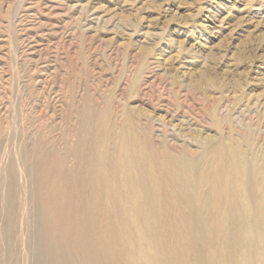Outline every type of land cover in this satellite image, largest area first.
Wrapping results in <instances>:
<instances>
[{
	"label": "rangeland",
	"instance_id": "374dc122",
	"mask_svg": "<svg viewBox=\"0 0 264 264\" xmlns=\"http://www.w3.org/2000/svg\"><path fill=\"white\" fill-rule=\"evenodd\" d=\"M0 264H264V0H0Z\"/></svg>",
	"mask_w": 264,
	"mask_h": 264
}]
</instances>
